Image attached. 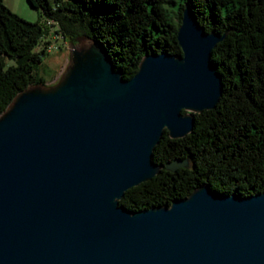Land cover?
<instances>
[{
  "label": "water",
  "instance_id": "water-1",
  "mask_svg": "<svg viewBox=\"0 0 264 264\" xmlns=\"http://www.w3.org/2000/svg\"><path fill=\"white\" fill-rule=\"evenodd\" d=\"M181 12V54L148 53L124 80L101 44L77 40L54 86H30L0 114V264H264V190L203 183L169 206L120 205L162 168L188 167L152 152L222 95L211 63L222 37Z\"/></svg>",
  "mask_w": 264,
  "mask_h": 264
},
{
  "label": "trees",
  "instance_id": "trees-1",
  "mask_svg": "<svg viewBox=\"0 0 264 264\" xmlns=\"http://www.w3.org/2000/svg\"><path fill=\"white\" fill-rule=\"evenodd\" d=\"M3 1L0 114L18 93L45 83L46 22L67 43L88 39L101 44L114 69L128 80L148 53L181 54L176 35L181 11L189 5L206 32L222 37L211 51L222 95L215 109L195 115L191 133L172 139L164 131L152 152V160L163 167L175 158L188 167L162 168L128 189L120 205L132 212L169 206L203 183L223 196L244 198L264 190V0H27L40 13L33 22Z\"/></svg>",
  "mask_w": 264,
  "mask_h": 264
},
{
  "label": "rangeland",
  "instance_id": "rangeland-1",
  "mask_svg": "<svg viewBox=\"0 0 264 264\" xmlns=\"http://www.w3.org/2000/svg\"><path fill=\"white\" fill-rule=\"evenodd\" d=\"M27 0H4L3 3L14 13L18 14L22 19L26 21H36L39 19L40 13L33 7H31ZM48 28L49 35L46 36V40L49 41L47 47V53L44 57L41 65V76L45 80V85L52 87L54 86L60 76L65 72L67 61H69L68 43L65 42L61 37L53 34L55 28L46 25ZM89 45V42L82 41L78 45ZM44 43L37 47L36 50H41Z\"/></svg>",
  "mask_w": 264,
  "mask_h": 264
},
{
  "label": "built area",
  "instance_id": "built-area-1",
  "mask_svg": "<svg viewBox=\"0 0 264 264\" xmlns=\"http://www.w3.org/2000/svg\"><path fill=\"white\" fill-rule=\"evenodd\" d=\"M46 24L50 26L49 22H46ZM56 36H58V35H56Z\"/></svg>",
  "mask_w": 264,
  "mask_h": 264
}]
</instances>
